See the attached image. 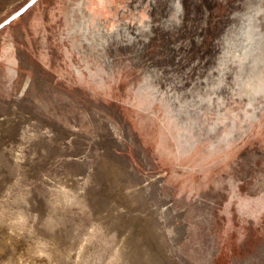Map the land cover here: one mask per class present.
Instances as JSON below:
<instances>
[{
  "label": "rangeland",
  "instance_id": "374dc122",
  "mask_svg": "<svg viewBox=\"0 0 264 264\" xmlns=\"http://www.w3.org/2000/svg\"><path fill=\"white\" fill-rule=\"evenodd\" d=\"M54 4L0 31V264H264V66L222 64L264 0L193 82L89 70Z\"/></svg>",
  "mask_w": 264,
  "mask_h": 264
},
{
  "label": "flooded vegetation",
  "instance_id": "af4514ba",
  "mask_svg": "<svg viewBox=\"0 0 264 264\" xmlns=\"http://www.w3.org/2000/svg\"><path fill=\"white\" fill-rule=\"evenodd\" d=\"M249 1L54 0V9L63 27L61 41L89 70L105 75L137 70L144 80L180 70L193 82V69L202 61L205 74L212 71L216 40L223 36L217 32Z\"/></svg>",
  "mask_w": 264,
  "mask_h": 264
},
{
  "label": "water",
  "instance_id": "95a60500",
  "mask_svg": "<svg viewBox=\"0 0 264 264\" xmlns=\"http://www.w3.org/2000/svg\"><path fill=\"white\" fill-rule=\"evenodd\" d=\"M37 1L39 0H28L15 12L0 22V31L25 14ZM237 40L238 43L237 41L227 42L222 57V64L223 67L233 69V73H235L237 69L244 71L245 77H247L245 78L246 83L249 79L256 78L259 74L258 70H262L264 66V36L254 22V24H250L248 28L242 29L241 38Z\"/></svg>",
  "mask_w": 264,
  "mask_h": 264
}]
</instances>
